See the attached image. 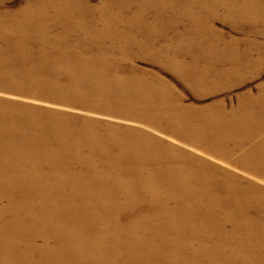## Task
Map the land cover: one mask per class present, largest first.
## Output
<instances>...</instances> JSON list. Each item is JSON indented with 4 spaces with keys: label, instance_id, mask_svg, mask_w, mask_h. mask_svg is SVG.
I'll use <instances>...</instances> for the list:
<instances>
[{
    "label": "rangeland",
    "instance_id": "rangeland-1",
    "mask_svg": "<svg viewBox=\"0 0 264 264\" xmlns=\"http://www.w3.org/2000/svg\"><path fill=\"white\" fill-rule=\"evenodd\" d=\"M89 101L125 117L92 116L125 127L113 143L137 178L209 192L211 234L195 230V206L170 202L169 227L103 223L0 177V264H264V184L232 178L243 164L264 174V0H0V168L26 171L37 125L87 115L73 107ZM66 189L85 208L113 205L87 182ZM157 228L179 239L164 246Z\"/></svg>",
    "mask_w": 264,
    "mask_h": 264
},
{
    "label": "bare ground",
    "instance_id": "bare-ground-1",
    "mask_svg": "<svg viewBox=\"0 0 264 264\" xmlns=\"http://www.w3.org/2000/svg\"><path fill=\"white\" fill-rule=\"evenodd\" d=\"M75 101L74 97L70 100L71 103ZM73 110H80L87 115L67 116L64 119L57 117L51 119L45 126L37 125L40 136L37 144L29 149L34 150L35 153H29L26 157V171L21 172L17 168L10 169L2 165L0 177L19 179L24 183V191L34 190L46 197V200L54 206L72 205L103 223L133 216L135 227H140L145 222L169 227L174 224V210L169 205L170 202L177 206H195L197 207L195 218H199L202 211L206 214L205 218L194 224L195 230L206 235L211 234L210 220L217 222V211L210 209L214 201L209 200L208 191L189 193L181 186L157 190L133 174L124 153L113 143V138L124 136L125 127L92 118V116H109L125 119L124 116L108 112L92 101L77 104ZM134 120L144 121L136 117ZM145 127L151 128L149 125ZM143 150V157L146 155L152 160L162 158L144 148ZM236 170L240 175L235 173L232 178L241 179V176L248 178L249 180H246L248 186L264 184V174L254 168L243 164ZM69 178L87 182L103 190L113 200L111 209L101 213L75 204L66 189ZM228 191L236 194L238 198L245 193L238 184L230 185ZM251 205L253 204L249 200H246V205L238 202L237 210L247 209ZM148 235L167 247H172L173 242L179 239L174 234L165 233L162 228H157ZM210 240L217 242V235ZM249 240L254 239L249 238ZM123 241L127 242L128 237L125 236ZM237 242L239 241L234 240L231 244ZM100 253L99 250L94 251L96 255ZM175 254L176 251L169 253V255Z\"/></svg>",
    "mask_w": 264,
    "mask_h": 264
}]
</instances>
